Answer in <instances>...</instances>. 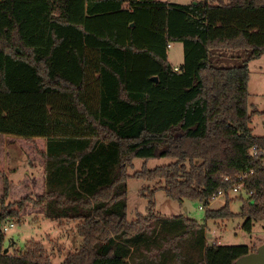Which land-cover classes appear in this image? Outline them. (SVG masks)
<instances>
[{"label":"trees","instance_id":"trees-1","mask_svg":"<svg viewBox=\"0 0 264 264\" xmlns=\"http://www.w3.org/2000/svg\"><path fill=\"white\" fill-rule=\"evenodd\" d=\"M262 55L264 0H0V133L46 140L39 203L83 239L62 264H235L257 249L209 243L197 220L155 214L156 190L130 221L127 196L131 176L161 179L169 197L201 201L206 219L230 218L233 184L253 170L240 215L249 232L264 221V153H252L264 136L248 103L249 63ZM157 157L174 161L128 172ZM220 190L224 206L208 208ZM16 205L0 208V264H53L33 239L5 251Z\"/></svg>","mask_w":264,"mask_h":264},{"label":"rangeland","instance_id":"rangeland-1","mask_svg":"<svg viewBox=\"0 0 264 264\" xmlns=\"http://www.w3.org/2000/svg\"><path fill=\"white\" fill-rule=\"evenodd\" d=\"M181 4L195 3L201 0H162ZM226 2L228 0H225ZM169 60L174 67L184 61V47L181 42H174L169 46ZM228 62L226 64H237ZM249 107H256L258 112L252 116L251 127L257 136H264V55L249 63ZM46 150V140L35 138L27 140L9 134L0 133V208H17L16 203L23 201V208L19 211L18 219L5 221L14 222L15 226L6 231L5 246L13 252L16 249L24 252L28 240L41 242L47 249L53 264H62L65 255L76 251L83 243L77 231V222L73 220L62 223L47 218L39 197L44 192V158L42 152ZM174 159L157 157L147 160L136 158L128 168L133 175L144 166L153 169L167 165ZM161 179L145 180L131 176L128 179V220L135 219L138 214L147 215L149 199L143 194H151L156 190V206L154 213L161 216L184 215L197 220L206 227L209 243L219 242L226 245H249L258 247L264 242V221H254L252 231L244 229L247 217L240 215L243 199L248 195L231 192L230 209L235 216L225 219H206V208L201 201L185 198L182 202L169 197ZM5 186L8 193L5 194ZM226 197L214 198L208 208L219 209L224 206ZM13 246L11 248V243Z\"/></svg>","mask_w":264,"mask_h":264},{"label":"built area","instance_id":"built-area-1","mask_svg":"<svg viewBox=\"0 0 264 264\" xmlns=\"http://www.w3.org/2000/svg\"><path fill=\"white\" fill-rule=\"evenodd\" d=\"M170 46V45H169ZM175 70H179V67H175ZM252 153L254 155H259V154H262L264 153V150L262 148H259L258 146H254L252 148ZM254 171L253 170H249V171H246V172H242L241 174L238 175V182L233 184V187L230 191L235 193V194H238V195H242V192L246 193L248 195V191L247 189L245 188L244 186V182H245V179L247 177V175H250V174H253ZM225 180L226 181H229L230 180V177H225ZM226 195V191L224 190H220L216 195H215V198H218L220 196H224L225 197ZM15 226V223L14 222H9V223H6L4 222L2 224V228L3 230L6 232L7 230H9L10 228L14 227Z\"/></svg>","mask_w":264,"mask_h":264},{"label":"water","instance_id":"water-1","mask_svg":"<svg viewBox=\"0 0 264 264\" xmlns=\"http://www.w3.org/2000/svg\"><path fill=\"white\" fill-rule=\"evenodd\" d=\"M154 81H157V77L153 78ZM9 248H6L7 252ZM235 264H264V242L257 247V249L249 254L239 258Z\"/></svg>","mask_w":264,"mask_h":264},{"label":"crops","instance_id":"crops-1","mask_svg":"<svg viewBox=\"0 0 264 264\" xmlns=\"http://www.w3.org/2000/svg\"><path fill=\"white\" fill-rule=\"evenodd\" d=\"M173 65V64H172ZM174 66V65H173ZM177 67H179V66H177ZM43 182H44V180H43ZM45 190V189H44ZM43 211H44V209H43Z\"/></svg>","mask_w":264,"mask_h":264}]
</instances>
